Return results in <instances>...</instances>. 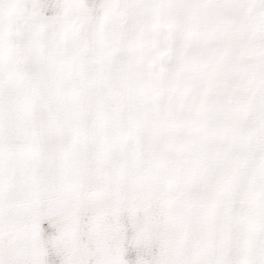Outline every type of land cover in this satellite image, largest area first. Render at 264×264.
<instances>
[{
  "label": "snow or ice",
  "instance_id": "obj_1",
  "mask_svg": "<svg viewBox=\"0 0 264 264\" xmlns=\"http://www.w3.org/2000/svg\"><path fill=\"white\" fill-rule=\"evenodd\" d=\"M0 264H264V0H0Z\"/></svg>",
  "mask_w": 264,
  "mask_h": 264
}]
</instances>
